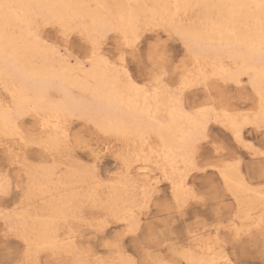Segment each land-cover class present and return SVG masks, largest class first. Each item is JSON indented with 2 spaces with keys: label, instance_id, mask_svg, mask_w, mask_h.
<instances>
[{
  "label": "snow or ice",
  "instance_id": "snow-or-ice-1",
  "mask_svg": "<svg viewBox=\"0 0 264 264\" xmlns=\"http://www.w3.org/2000/svg\"><path fill=\"white\" fill-rule=\"evenodd\" d=\"M181 7L210 10L213 18L219 20V35L227 33L237 38L240 47L258 61L259 75L254 76L252 71H236L231 75L189 72L185 61L193 54L194 38L177 26L175 12ZM238 30L247 34L242 41ZM174 41L182 44L185 52L179 62L172 49ZM38 54H45L56 71L42 70ZM195 63H200L199 57ZM68 69L72 70V76L82 77L94 86L86 103L66 102L73 95V90L64 84ZM242 77H247L250 86L245 88L247 99L253 105L259 101L253 126L264 137V0L197 5L0 0V197L16 192L29 199L36 192V174L43 172L54 177L58 159L65 167L69 166L65 162H71V170L87 178V191L79 201L64 205L60 211L74 213L81 231L92 228L97 234L103 233L111 222L119 219L118 215L106 214L95 207L89 209L85 202L97 200L98 189L106 186L99 166L110 153L122 161L126 176L128 169L135 171V168L141 169L142 174L157 176L142 189L143 198L137 201L139 208L159 201L157 210L163 207L165 214L176 220L184 216L190 203L225 207L223 201L233 194L232 184L238 179L244 183L241 168L245 160L248 174L259 176L264 191V139L259 148L248 142L244 128L250 119L240 113L226 121L228 135L223 138L214 135L212 128L213 118L220 123V112L226 103H231L224 85L239 84ZM14 78L19 80L18 85L9 82ZM102 85L109 86L113 93L144 99L143 108L136 106L139 118L134 123L124 119L102 122L97 118V111L112 108L111 97L105 94ZM197 85L203 96L193 103L190 92ZM52 109L56 110L54 125L48 117ZM228 115L224 111V116ZM76 121L79 124L73 128ZM132 139L137 142L138 152L143 145L140 155L132 157L135 168L131 167L130 153L117 152L122 142ZM14 141L20 145V151L32 148L39 152L32 162L26 161L25 166L17 169L19 179L15 183L12 166L20 157L13 152ZM197 173L207 174L208 180L199 189L189 178ZM217 175L223 178V183L215 182ZM163 182L171 188L168 198L159 190ZM11 215L12 209L0 210L6 229ZM131 215L133 219L127 222L125 231L112 239L105 238L104 247L120 249L122 237L131 235L151 256L148 250L155 251V245H140L143 217L136 220L135 210ZM258 227V243L251 231L242 227L232 229L231 239L245 248L258 247L260 264H264V214ZM24 243L23 259H0V264H178L159 257L137 259L127 253L118 261L100 257L66 261L60 258L64 249L56 241L41 244L24 239ZM45 250L50 255L48 260L43 259ZM85 254L91 255L87 250ZM190 264H233V261L197 260Z\"/></svg>",
  "mask_w": 264,
  "mask_h": 264
},
{
  "label": "rangeland",
  "instance_id": "rangeland-1",
  "mask_svg": "<svg viewBox=\"0 0 264 264\" xmlns=\"http://www.w3.org/2000/svg\"><path fill=\"white\" fill-rule=\"evenodd\" d=\"M172 49L177 58V62H179L180 58L185 55L183 45L174 41L172 43ZM189 65L190 60L185 61V67ZM245 86L248 87L246 80ZM199 91V86H197L190 92L192 102H197V100L203 96V93ZM229 94L231 96V103H226L224 108L239 111H249L253 109V104L247 99L248 92L242 94L231 87L229 88ZM74 95L78 97L80 93L75 90ZM78 124L79 121H76V124L72 127L75 128ZM212 128L214 129V135L221 136V138L228 135V130L218 123L213 122ZM244 131L247 133L246 139L248 142L259 148L261 140L264 139L259 129L254 126H248L244 128ZM13 144V152L20 157L12 166V176L15 177L13 182L15 183V181L19 179L17 169L21 166H25L26 161L32 162L35 157L39 156V152L32 148L20 151V145L16 144L15 141ZM120 151L127 152L122 144L117 148V152ZM65 163L69 166L65 167L62 165L60 159L57 160L58 171L54 176V182L58 179L64 180L65 175L73 172L71 170V162ZM222 163L226 165L227 161H223ZM99 167L101 178L105 181L106 186H102L98 189L97 200L91 203L85 202V206L89 209L95 207L105 211L106 214H111L106 209L107 200L111 189L113 187H118V181L125 176L122 171V161L116 158L115 153H110L104 157ZM132 168H135V163H133ZM137 170L140 171L141 169L135 168V171ZM133 175L135 178L144 179L142 175H135V173H133ZM241 177L248 185L261 191L262 185L260 183V178L258 175L250 176L248 174L246 160L241 168ZM189 178L192 180V185L197 189L205 186L208 182L207 174L203 173L194 174ZM215 182L217 184L223 183L222 177L217 175ZM166 183L167 182L161 183V185H159V190L160 193L168 198L171 195V188L170 186L166 187ZM58 187L59 189H56L54 185H51L50 193L48 192L46 194L40 195L38 192H35V194L29 198L30 200L23 199L22 195L16 192L10 193L7 197H0V210L7 211L8 209H12V215L9 218L7 229L5 228L3 217H0V259L20 260L24 258L25 243L20 237L23 229L17 227V225H13V221L16 220V215L19 214L22 209L27 210V214H29V216L31 215V217L37 214L47 215L49 211L44 210L41 213L40 210L43 209V207H47L46 205L49 204V202L53 201L57 203V199L59 198H57V196H59L60 193L61 195L73 193L74 196H76L73 201L77 202L87 191L86 185L81 186L76 182L72 183L71 186ZM129 194L133 196L135 200L133 205L135 217L138 221L141 215L143 217L141 228L142 240L140 241V245H155V251L152 249L148 250L152 253L151 256L146 255L145 251L137 245V241L134 240L131 235L122 237L120 249L104 247L105 238L112 239L116 237L118 233H123L128 227L127 224L122 223L119 219L115 222H111L110 226L105 229L103 233L97 234L92 228H85L81 231L77 221L73 218L74 213H67V215L63 213L61 215L62 217L59 216L57 219L59 222L56 221V228L58 226L60 227L57 228L59 230L58 236L63 243H61L62 245H60V248L64 249L60 258L66 261H74L77 259H95L96 257H100L106 261H118L121 259L122 254L127 253L142 260L159 257L164 260L177 261L178 264H189L185 257L189 252V242L192 236L197 233L203 234V237L211 242L215 249V255L218 257L230 259L233 261V264H237V262L238 264H260L261 256L258 247L245 248L241 244H234L231 235L233 228L242 227L246 230H250L253 240L258 243L260 228H256L255 224L260 221L261 215L264 214V206L258 205L251 212V219L244 220L242 219L243 215L239 212L238 201L230 194L227 200L223 201L225 205L223 208L213 204L205 206L190 203L185 210L184 216L176 220L175 218H170V214L166 215L163 207L157 210L159 201L156 203L152 202L143 209H140L137 201L143 198L144 193L141 189L130 190ZM249 196H247V198H249ZM73 201H71L70 204H73ZM58 203L60 206L61 202ZM17 205H19V207H17ZM244 240L247 242V235L244 236ZM65 241L70 243L66 244ZM85 250L91 253V255L85 254ZM42 255L45 260L50 258L47 250H45Z\"/></svg>",
  "mask_w": 264,
  "mask_h": 264
},
{
  "label": "bare ground",
  "instance_id": "bare-ground-1",
  "mask_svg": "<svg viewBox=\"0 0 264 264\" xmlns=\"http://www.w3.org/2000/svg\"><path fill=\"white\" fill-rule=\"evenodd\" d=\"M6 2L23 3L26 2V0H6ZM85 2L197 5L227 2V0H85ZM173 11L175 12V10ZM175 15L177 26L190 32L194 38L193 54L189 58L190 65L186 67L189 72L200 73L202 71L204 73H208L210 71H214L218 75H231L236 71H252L254 76L259 75L258 61H254L252 54L240 47V42H238L237 38L232 37L227 33H225L223 37L219 35V20L218 18H213V13L210 10L195 7H181L178 12H175ZM238 34L241 41L247 35L243 30H238ZM38 56V66L42 70L56 71V66L47 59L45 54H38ZM196 57H199L200 63L198 64L195 63ZM20 62L21 64L24 63L23 55L20 57ZM28 70H31V65L29 66ZM67 71L69 72V76L65 79L64 84L66 87H69L73 90V95L67 97L66 102L69 104H78L82 102L86 103L88 101L90 89L94 86L90 85L88 81L82 77L72 76L71 69H68ZM245 80L247 83V77H242L239 84L229 83L224 85V87L228 90L229 88L233 87L235 90L244 94V92H247L245 90ZM9 82L13 85L19 84V80L15 78ZM100 87L104 89L106 95L111 97L112 108L111 110L105 109L97 111L95 114L98 119H100L102 122H114L124 119L129 123H134L139 118V113L137 112L136 106L140 105V107L143 108L145 102L142 97L125 96L122 92L118 91L113 93L112 89L107 85H102ZM248 87L250 86L248 85ZM75 90L80 93L78 97L74 95ZM193 103H195V101H193ZM224 111H228V117L224 116ZM224 111L220 112V123L218 124H220L226 130V121H230L231 118H234L240 113L245 114V117L250 119V122L247 123L245 127L253 126L259 111V101L257 100L256 104L253 105V109L249 111L229 110L228 108H224ZM48 117L50 123L54 125L56 123V110H50ZM215 120L216 117L213 118L214 123H216ZM121 144L126 149V151L130 153L129 159L132 167L133 163H135L132 157L140 155V152L143 151V145L140 146V152H138V146L135 139H132L130 142H122ZM127 171L129 172V175H125L121 180H119L118 187H113L109 192L106 209L111 214L114 213L118 215L119 220L129 226L127 222L133 219V215H131V213H133V205L135 203L133 196H130L129 194L130 190H142L150 180L156 179L157 176L154 173L152 175L142 174V170L132 172L131 169H128ZM133 173H135V175L144 176V179L141 180L140 178H135ZM227 174L230 180L233 179L230 173ZM74 182L79 183L81 186H87V178L74 172H70V174L65 175L64 180L58 179L56 182H54L53 176L43 172L36 174L35 176V184L37 186L36 192H38L40 195L46 194L48 192L50 193L51 185H54L56 189H59L58 186H71V184ZM243 182L244 183L241 184L240 180L238 179L236 183L232 184L233 194L231 195L234 196V198L238 201L239 212L243 215L242 219L245 220L251 219V212L258 205L264 206V192H261L257 188H253L244 180ZM247 196H249V198H247ZM57 198L58 202H61V207L59 206L58 202L57 205L56 202L52 201L46 205L47 207H43V209L40 210L41 213L44 210L49 211L47 215L37 214L36 216L34 215V217H31V215L29 216V214H27V210L23 209L19 214L16 215V220L13 221V225H17V227L23 229V232L20 236L23 240L28 239L37 241L41 244H48L56 241L59 243V247H61L60 245L63 243L58 236L59 230L57 228L59 226L56 228V221L58 217L63 214L60 209L64 205L70 204L71 201L76 198V196H74L73 193H69L67 195H61L60 193ZM135 219L137 220L136 217ZM259 222L255 224L256 228H259ZM188 247L189 252L185 258L189 264L190 262L197 260H225V257H218L215 255V249L213 245L210 241L203 237V234H194L191 238V241L189 242ZM33 251H35V249H33Z\"/></svg>",
  "mask_w": 264,
  "mask_h": 264
}]
</instances>
